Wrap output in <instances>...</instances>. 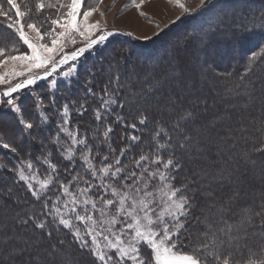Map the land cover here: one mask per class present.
<instances>
[{"label":"trees","instance_id":"16d2710c","mask_svg":"<svg viewBox=\"0 0 264 264\" xmlns=\"http://www.w3.org/2000/svg\"><path fill=\"white\" fill-rule=\"evenodd\" d=\"M231 12L236 15H229ZM194 23L198 28H191ZM174 30L179 35L195 32L190 38L186 35L184 41L192 42L201 59L202 56L209 58L212 69L201 65L200 74L185 77L178 68L168 70L169 59L164 55H160L162 61L156 59V53H152L156 42L135 45L128 41L133 47L129 51L125 48L126 40L110 36L107 44L82 55L71 77L54 84L55 89L50 93L53 102L46 103V111L43 109L47 117L52 116L51 120H44L47 136L45 128L40 129L36 120L35 140L43 146L35 147L33 143L34 151L31 146L27 147L29 151L21 146L16 151L20 156L12 154L9 158V169L0 163V180L3 179L0 264H39L36 262L39 257L43 264H103L91 253L74 247L69 252L58 249L54 253L46 237L49 235L55 242L62 237L66 244L75 243L55 212L59 209L53 200L55 190L59 195L60 186L69 183L74 174L81 173L83 179L85 163L79 159L81 150H89V161L96 170L100 164L108 165L110 170L122 171L119 177L124 178L123 171H133L139 163L123 155L124 144L129 145L131 155L142 157L141 162L155 158L158 153L159 158L170 164L168 174L172 183L189 200L190 210L184 218L185 224L186 219L188 223L178 235V240L186 237V251L202 264H264V188L250 195L240 192L248 187L247 175L264 173V162L260 161L264 157V0H208L190 17L182 18ZM17 35L10 25L0 26V49L10 50L19 43ZM207 36L206 43L199 48L200 41ZM115 45L119 49H113ZM237 48L239 55L235 57L233 52ZM136 49L143 52L139 55L151 57L155 63L148 65L138 59L133 53ZM219 50L230 52L232 64L221 66L215 62L214 54ZM184 64L188 66L189 60L185 59ZM182 68L185 72L186 67ZM164 80L174 89L171 85H162ZM207 80L212 83L207 85L209 88L206 86L204 95L193 88L196 84L199 87L203 84L204 88ZM26 85L23 92L30 88L42 100L43 93L49 89L45 79ZM176 89L188 94L180 99ZM30 100L26 97L20 103ZM228 102H231L229 106ZM33 104L31 117L24 116L28 122L35 117ZM202 106L208 108L204 114ZM223 106L231 108L225 110ZM65 110L67 129L76 132L78 140H82L72 154H68L69 141L56 136L55 125L60 123ZM9 114L7 109H0V115L8 116V120ZM178 121L188 125L176 130L172 125ZM237 128H241L243 136L238 135ZM62 153L68 156L63 158ZM248 162L257 163L255 168L260 167L261 172H250ZM25 163H30L37 173L48 174L54 182L44 195L30 193L24 182L16 178ZM85 167V175L90 176L89 168ZM8 186L17 198L15 205L11 198L2 196ZM230 191L237 196L233 206L225 207L222 200ZM32 215L35 221L28 219ZM198 220L202 223L195 227ZM22 226L26 231L18 235ZM41 245L48 250L42 251ZM55 246L61 247L58 243Z\"/></svg>","mask_w":264,"mask_h":264},{"label":"rangeland","instance_id":"374dc122","mask_svg":"<svg viewBox=\"0 0 264 264\" xmlns=\"http://www.w3.org/2000/svg\"><path fill=\"white\" fill-rule=\"evenodd\" d=\"M207 1H0V26L10 25L19 38V43L13 45L10 50L0 49V109L4 108L10 111V120H8V116L0 115V163L2 166L8 168L7 163L12 154L20 156L16 151H20L23 148L21 146H24L25 150L34 145L39 148L43 146L41 142L35 140V134L38 127L45 128V135L48 134L44 120H51L52 116L48 115L47 117L43 109L46 111V103L53 102L50 93L55 89L54 84L60 79L71 77L75 67L81 63L82 55L93 53L96 47L99 48L107 44L110 36L122 38L135 45H144L145 43V45H149L147 43L156 42V49L151 50L152 53H156V59L162 61L160 55H164L169 59L166 64L168 70L178 68L185 77L200 74L201 65L212 69L209 58L203 59L202 56V60L201 55L196 54L192 42L185 43L184 41L187 37L195 35V32L191 30V32L179 35L174 30L175 25L182 18L190 17ZM5 3L7 4L5 5ZM242 5L239 3V6ZM251 7L258 8L256 5H251ZM229 15L234 16L236 12H231ZM191 28H198V24H192ZM207 38L208 36L200 41L199 48L206 43ZM112 47L119 49L118 45ZM131 47L128 42L125 48L131 51ZM133 53L135 56L138 55V59L145 60L148 65L155 63L151 57L145 58L142 54L139 55L143 53L141 50L136 49ZM217 53L214 54L215 62L221 66L226 63L232 64L230 52L222 53L219 50ZM233 54L235 57L238 56L239 49H234ZM185 59L189 60L188 66L184 64ZM111 65V68H114V64ZM182 66L186 67L185 72L182 70ZM107 75L108 72H106ZM41 79H45L49 86V89L43 93L45 94L43 100L37 97V91H32L30 88L27 92H23L27 83V85H33ZM211 83L207 80L204 88L203 84L200 85L202 88L199 87V84L193 88L204 95L207 85ZM161 84L171 85L173 88V85L166 84L165 80ZM14 91H17V94H14ZM175 94L182 99L188 93L178 92L176 89ZM26 97L31 100L25 104L20 103V100ZM232 97L229 95V98ZM33 103H35L36 111L34 116L37 119L34 117V120L28 122L25 117H31L30 111H32ZM229 103L231 104L228 102L227 106L230 105ZM210 106L213 108V105ZM227 106H223L225 110L231 108ZM21 110L22 118H20ZM207 111V106H202V114ZM61 114L62 120L60 118V123L55 125L56 136L69 141L68 154H72L81 145L82 140H78L76 132L67 129V111L65 110ZM4 117L7 118L6 121L3 120ZM36 120L39 122V126L38 123L36 124ZM241 120L244 121L243 118ZM185 125L188 124L178 121L172 126L176 129ZM238 135L243 136L241 128L238 129ZM125 145H123V155L133 161L137 159L139 163H136L133 171L124 170L122 174L124 178L120 176L122 179L119 177L122 171L116 168L110 170L108 165L100 164L101 166H98L100 169L96 170L92 162L89 161V150H81L79 159L85 163V172L87 170L85 166H87L91 175L87 176L83 171L82 179L81 173L74 174L69 183L60 186L61 193L59 195L55 190V199L53 200L59 209H55V212L59 215L58 217L66 230L68 229L67 231L70 232L75 243L72 244V241H69L66 244L65 241L62 242V237L56 239L55 242L54 239H49L48 235L46 240L49 242L50 250L58 253V249H62L64 252H69L73 247L82 249L91 253L98 263L103 264H121L123 262H128V264H202L197 257L185 250L188 247L184 243L186 237H183V240H178L179 233L188 223L186 219L185 224L184 218L190 209L189 200L183 194L182 189L175 187L169 177L170 164L159 158L158 153L155 154V158L150 157V159H145L148 160L147 162L145 160L141 162L142 157L131 155L128 151L129 145ZM33 148L32 151L35 150ZM126 151H128L127 154H125ZM66 156L62 153L63 158ZM244 156L247 157V154L245 153ZM246 161H250V159ZM260 161L264 162V157ZM256 164L248 162L250 172L255 173L257 170L261 172L260 167L255 168ZM20 168L16 178L23 181L26 189L30 193L36 194L35 196L44 195V191L54 183L50 181L51 177L48 174L43 175L37 173L35 169L33 170L30 163L22 164ZM1 174L0 172V177ZM247 177L246 185L248 187L245 190L243 188L240 190L242 195L250 192L255 194L261 187L264 188V173L263 175L251 174ZM185 181L189 182L187 179ZM2 184L3 179L0 180V185ZM235 184L236 182L233 183V185ZM211 185H208L209 189H211ZM2 196L11 198L13 205L18 202L9 186L4 190ZM236 196L234 191L227 192L222 200L224 206H231ZM28 219L35 221L36 218L35 215H32ZM201 223L199 221L195 227ZM25 231L26 228L22 226L18 229L17 234L21 235ZM57 243L61 247L55 246ZM47 248V246L41 245L42 251L48 250ZM39 259H36V262L43 264L41 257Z\"/></svg>","mask_w":264,"mask_h":264}]
</instances>
